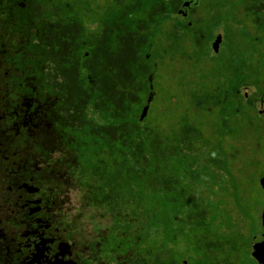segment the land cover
Listing matches in <instances>:
<instances>
[{"label":"rangeland","instance_id":"374dc122","mask_svg":"<svg viewBox=\"0 0 264 264\" xmlns=\"http://www.w3.org/2000/svg\"><path fill=\"white\" fill-rule=\"evenodd\" d=\"M69 1L71 13L84 19L90 31L100 32L102 22L110 16L114 22L129 23L137 0ZM196 1L189 15L194 32L185 41L168 44V31L177 16L151 41L156 55L151 63L156 68L155 99L146 123L165 132L164 136L173 125L179 130L184 120L201 132L191 150L185 151L183 164H179L184 174L191 173V178H204V182L195 178L203 189L194 190L190 197H196L206 209V225L211 223L218 240L231 239L237 246L235 252L225 246L218 257L223 260L232 253L229 264H256L248 239L264 240V189L260 185L264 177V112H260L264 111V0ZM217 34L222 36V43L219 53L214 54L211 47ZM240 86L246 102L244 99L242 104L216 107L217 94L224 96ZM70 199L71 213L79 214L83 208L80 193H71ZM158 201L159 195L149 190L143 208L160 213L181 241L182 249H190L203 230L199 229L196 237L191 234L188 213L182 212L180 199L177 204H167L162 195V209L155 206ZM210 203L217 207L213 216H219V222L209 217ZM97 216L96 210L84 213L87 220ZM200 221H193V231ZM102 223L104 227L106 222Z\"/></svg>","mask_w":264,"mask_h":264},{"label":"flooded vegetation","instance_id":"af4514ba","mask_svg":"<svg viewBox=\"0 0 264 264\" xmlns=\"http://www.w3.org/2000/svg\"><path fill=\"white\" fill-rule=\"evenodd\" d=\"M196 5L185 0L176 24L191 25ZM71 9L69 0H0V264H229L209 257V246L204 257L193 244L182 249L179 239L120 236L112 217L118 210L90 204L71 178L69 146L60 143L69 119L63 104L68 35L60 47L54 38L59 34L49 32L44 48L38 28L85 23ZM78 63H84V53ZM73 192L80 193L83 206L77 215L69 209ZM86 210H96L99 218L87 220ZM120 212L130 215L132 209Z\"/></svg>","mask_w":264,"mask_h":264},{"label":"trees","instance_id":"16d2710c","mask_svg":"<svg viewBox=\"0 0 264 264\" xmlns=\"http://www.w3.org/2000/svg\"><path fill=\"white\" fill-rule=\"evenodd\" d=\"M139 1L132 5L129 23L114 22V17L110 16L102 22L100 32L90 31L86 23L73 20L69 21L67 29L62 22L38 25L45 36L42 39L44 48L49 32L59 34L54 38L60 47L63 35H68L64 43L70 50L68 84L63 89V104L68 107L69 119L68 125L61 127L64 134L60 136L63 141L59 142L69 146L71 178L90 204L118 210L112 217L117 218L120 236L127 233L133 240L178 239L162 221L160 213L143 208L147 193L153 190L159 195L156 207L162 209V195L167 204H177L180 199L182 212L188 213L186 218L191 223V234L203 230L194 240L198 256L206 257L208 246L209 257H218L217 253L227 245L235 252L234 241L218 240V234L210 229L211 223L206 225V209L196 197H190L194 190L200 192L203 189L196 179L204 178H191V173L184 174L179 166L183 164L185 151L191 150L193 140L200 138L201 132L184 120L179 130H174L173 125L168 136H164L165 132L146 123L150 113L140 121L152 91L149 77L156 73V68L151 65L155 55L151 41L173 21L185 0H153L148 6L145 4L149 0ZM193 28V23L190 25L186 21L175 23L168 31V44L185 41L187 35L194 32ZM83 53L84 63L81 64L78 62ZM153 79L154 85L156 75ZM153 92L155 99V85ZM246 98L240 86L224 96L217 94L215 105L242 104ZM121 209H132V212L126 215L120 212ZM216 212V205L210 203L209 214L212 215L209 217L219 222V216H213ZM173 218L176 221L177 218ZM195 219L201 221L193 231ZM248 240L251 242L252 238ZM248 240L247 244L251 245ZM232 255L230 253L226 258L231 259Z\"/></svg>","mask_w":264,"mask_h":264},{"label":"water","instance_id":"95a60500","mask_svg":"<svg viewBox=\"0 0 264 264\" xmlns=\"http://www.w3.org/2000/svg\"><path fill=\"white\" fill-rule=\"evenodd\" d=\"M221 43H222V36L220 34H217L214 37V41H213L212 47H211V50L214 54L219 53ZM149 82L151 84L150 86H151L152 93L150 94V96L147 100V105L142 110V113L140 115V121H143L148 116L150 105L154 99L153 76L149 77ZM260 112L263 113L264 111L261 110ZM260 185L264 189V177L260 180ZM263 224H264V214H263ZM263 238H264V236H263ZM251 255L258 262V264H264V240L261 242H254L252 244V254Z\"/></svg>","mask_w":264,"mask_h":264}]
</instances>
